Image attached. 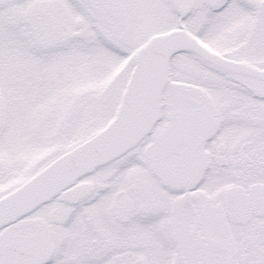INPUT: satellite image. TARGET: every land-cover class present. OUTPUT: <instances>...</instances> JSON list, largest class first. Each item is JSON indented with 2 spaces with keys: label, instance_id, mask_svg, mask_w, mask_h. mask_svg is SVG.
<instances>
[{
  "label": "snow or ice",
  "instance_id": "1",
  "mask_svg": "<svg viewBox=\"0 0 264 264\" xmlns=\"http://www.w3.org/2000/svg\"><path fill=\"white\" fill-rule=\"evenodd\" d=\"M0 264H264V0H0Z\"/></svg>",
  "mask_w": 264,
  "mask_h": 264
}]
</instances>
